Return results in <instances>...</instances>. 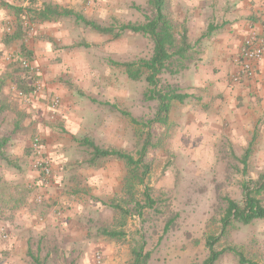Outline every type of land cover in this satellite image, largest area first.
I'll use <instances>...</instances> for the list:
<instances>
[{
	"label": "rangeland",
	"instance_id": "374dc122",
	"mask_svg": "<svg viewBox=\"0 0 264 264\" xmlns=\"http://www.w3.org/2000/svg\"><path fill=\"white\" fill-rule=\"evenodd\" d=\"M42 2L14 0L13 7ZM58 2L114 28L143 24L150 14L146 0ZM22 18L9 7L0 11V264H33L32 256L41 264H129L139 245L147 264H203L210 236L223 251L216 264H240L235 251L264 264V220L224 230L221 223L226 200L241 205L242 186L264 175L256 122H224L219 133L207 113L173 101L167 124L148 130L142 125L154 118L157 102L146 97V70L131 80L115 65L148 60V36L124 31L114 40L64 19L28 21L22 39L8 42ZM26 68L35 78L28 95L16 85L18 69ZM158 78V88L188 93L180 90L187 84L180 71ZM149 133L146 185L155 205L127 218L124 239H108L101 230L120 228L111 202H124L126 168L113 157L93 160L83 142L136 157ZM257 198L264 205V192Z\"/></svg>",
	"mask_w": 264,
	"mask_h": 264
},
{
	"label": "trees",
	"instance_id": "16d2710c",
	"mask_svg": "<svg viewBox=\"0 0 264 264\" xmlns=\"http://www.w3.org/2000/svg\"><path fill=\"white\" fill-rule=\"evenodd\" d=\"M146 2L150 14L145 16V22L143 24H127L122 25L119 28L102 26L95 21L86 19L80 13L75 12L70 8L50 2H44L34 9H21L9 6L11 9L15 10L16 15L23 16V20L18 22L16 25L17 28L6 39L8 42L21 40L25 33V27L28 21L43 24L57 23L64 19H71L75 24L82 25L93 33L110 35L114 40L118 39L124 31L148 36L153 43V53L148 60H140L137 63L115 65L123 67L127 77L131 80H139L143 74L141 70H146L147 74L145 76V81L151 87L147 92L146 97L157 102V109L154 118L144 122L142 125L144 128L150 130L153 124L166 125L171 103L173 101L182 102L184 99V96L177 94L171 87L158 88L160 82L158 76L163 71H168L173 74L174 67L178 70L184 69V61L188 59L186 55L189 49V44L185 34L181 36L179 42L174 38V25L165 0H146ZM21 53L28 52L22 47ZM28 56H30V53H28ZM28 71L27 68L25 70L18 69L17 74V89L24 95L31 93L35 81L34 76L31 73H27ZM131 121L137 123L133 118H131ZM149 138L150 133L148 134L144 145L138 151L136 157L117 150H103L89 140H84L83 142V145L90 149L93 160L113 157L122 161L126 168V174L121 187V192L124 195V202L123 204H114L111 202V207L114 208L118 214L119 221L117 223L120 228L119 230H101V234L108 239H124L126 233L123 228L126 225L127 218L134 214L141 216L143 209L153 208L155 205V201L150 195V189L146 185V181L151 172V165L145 162V154L149 145ZM249 156L250 150L246 149L241 158V163L244 166L247 165ZM140 188H142V190H140ZM242 191L243 201L241 205L235 201L229 199L226 200L225 215L221 219L222 230L227 228L233 222L248 225L255 220H264V205H262L257 198V196L264 192V175L254 184H244L242 186ZM217 241V238L211 236L208 237L207 247L209 254L203 264H216L223 254V251L215 250V244ZM234 254L237 256L240 264H254L250 260H246L239 252L235 251ZM28 255L31 257L29 252ZM31 258L33 264H41L37 258L33 256ZM148 259L149 254H143L142 246L139 245L132 250L129 264H147Z\"/></svg>",
	"mask_w": 264,
	"mask_h": 264
},
{
	"label": "crops",
	"instance_id": "0c3cea01",
	"mask_svg": "<svg viewBox=\"0 0 264 264\" xmlns=\"http://www.w3.org/2000/svg\"><path fill=\"white\" fill-rule=\"evenodd\" d=\"M13 1L0 0V11L13 7ZM58 1L42 3L59 5ZM165 1L167 6L171 2L174 38L185 34L189 44L183 71L173 69L187 83L179 86L188 90L181 92L184 99L179 103L190 104L193 113H207L212 129L219 133L224 122L254 121L252 135L264 145V60L254 65L250 78L234 81L240 47L258 22L264 0Z\"/></svg>",
	"mask_w": 264,
	"mask_h": 264
},
{
	"label": "built area",
	"instance_id": "2783aa9c",
	"mask_svg": "<svg viewBox=\"0 0 264 264\" xmlns=\"http://www.w3.org/2000/svg\"><path fill=\"white\" fill-rule=\"evenodd\" d=\"M90 2V0H86ZM264 60V1L262 10L258 17V22L252 27L249 35L243 41L239 54L237 56V64L239 71L234 81L240 79L250 78L253 74L254 65ZM25 67H29V64L23 62ZM35 147V146H34ZM38 165H41L38 162ZM45 174H48L49 170L43 168Z\"/></svg>",
	"mask_w": 264,
	"mask_h": 264
}]
</instances>
